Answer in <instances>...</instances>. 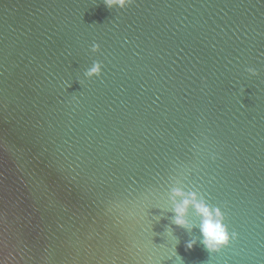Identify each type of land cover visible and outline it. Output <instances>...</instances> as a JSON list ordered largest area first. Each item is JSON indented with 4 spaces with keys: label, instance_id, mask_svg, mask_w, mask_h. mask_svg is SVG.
Listing matches in <instances>:
<instances>
[{
    "label": "water",
    "instance_id": "1",
    "mask_svg": "<svg viewBox=\"0 0 264 264\" xmlns=\"http://www.w3.org/2000/svg\"><path fill=\"white\" fill-rule=\"evenodd\" d=\"M0 264H264V0H0Z\"/></svg>",
    "mask_w": 264,
    "mask_h": 264
},
{
    "label": "clouds",
    "instance_id": "2",
    "mask_svg": "<svg viewBox=\"0 0 264 264\" xmlns=\"http://www.w3.org/2000/svg\"><path fill=\"white\" fill-rule=\"evenodd\" d=\"M135 0H103L104 5L112 10L119 8L126 9L134 4ZM100 51L99 45H93L91 52L96 54ZM103 65L99 62L93 64L91 69L85 73L88 80L99 78L102 75L101 69ZM250 77H256L258 73L253 69H247ZM170 199L174 205V220L173 223L176 227L191 231L186 216L189 208L194 209L197 216L200 218L201 223L199 230L202 236V245L205 250L211 254L220 253L223 249L227 248L230 243L235 242L237 239L236 233L229 234L228 226L226 225V216L222 213L220 208L212 207L208 204L204 196L198 192L185 193L184 191L174 188L171 191ZM196 242L193 241L186 245V249L191 251Z\"/></svg>",
    "mask_w": 264,
    "mask_h": 264
}]
</instances>
